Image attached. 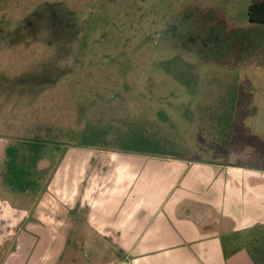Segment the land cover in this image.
I'll list each match as a JSON object with an SVG mask.
<instances>
[{"label":"rangeland","instance_id":"1","mask_svg":"<svg viewBox=\"0 0 264 264\" xmlns=\"http://www.w3.org/2000/svg\"><path fill=\"white\" fill-rule=\"evenodd\" d=\"M250 1H10L0 13V258L18 235L38 254L59 250L25 234L24 214L4 204L52 200L3 183L7 147L34 136L67 143L92 124L111 148L143 133L168 158L264 172V25L248 21ZM64 150L45 149L42 189ZM48 229L55 237L59 226Z\"/></svg>","mask_w":264,"mask_h":264},{"label":"crops","instance_id":"2","mask_svg":"<svg viewBox=\"0 0 264 264\" xmlns=\"http://www.w3.org/2000/svg\"><path fill=\"white\" fill-rule=\"evenodd\" d=\"M58 165L43 191L52 200L4 203L58 252L25 249L18 235L0 264H258L264 172L73 148Z\"/></svg>","mask_w":264,"mask_h":264},{"label":"trees","instance_id":"3","mask_svg":"<svg viewBox=\"0 0 264 264\" xmlns=\"http://www.w3.org/2000/svg\"><path fill=\"white\" fill-rule=\"evenodd\" d=\"M7 0H0V13L5 9ZM248 21L250 23H258L264 25V0H251L248 6ZM264 53H260L261 56ZM260 65L264 68V57L260 60ZM230 108V107H229ZM225 118V113L224 116ZM222 118V116H221ZM232 130L231 124L228 127L220 129V132H224L222 136L229 138ZM110 132V131H109ZM227 133V134H226ZM108 132L98 131V127L92 124L88 125L80 132H72L68 134L66 142L48 141L42 137H32L26 141H22V148L20 146L11 145L6 149L7 160L5 162V171L2 174L3 183L17 195L33 194L38 191H44L40 186L41 174L37 170L38 164L43 160L45 149L48 145H53L56 152H60L62 148H65L64 153L68 148L76 150H92V151H110L129 153L131 155L147 156V157H165L161 145L156 141L148 139L143 133H138L127 136H117L116 142L122 143L121 148H111L109 144H100V140L103 136H106ZM227 136V137H225ZM224 142L226 139H223ZM111 142V141H109ZM129 144L125 146L123 144Z\"/></svg>","mask_w":264,"mask_h":264},{"label":"water","instance_id":"4","mask_svg":"<svg viewBox=\"0 0 264 264\" xmlns=\"http://www.w3.org/2000/svg\"><path fill=\"white\" fill-rule=\"evenodd\" d=\"M257 249L262 251L264 254V243H261L260 245L257 246ZM262 261H264L260 256L257 257V263L262 264Z\"/></svg>","mask_w":264,"mask_h":264},{"label":"flooded vegetation","instance_id":"5","mask_svg":"<svg viewBox=\"0 0 264 264\" xmlns=\"http://www.w3.org/2000/svg\"><path fill=\"white\" fill-rule=\"evenodd\" d=\"M10 1L11 0H7V2H6V5L7 6L5 7V9L1 13H4L9 8L8 6H10ZM259 256L264 260V254H263L262 251L259 252ZM262 264H264V261H262Z\"/></svg>","mask_w":264,"mask_h":264}]
</instances>
